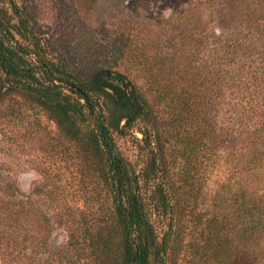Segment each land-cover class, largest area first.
<instances>
[{"label": "trees", "instance_id": "obj_1", "mask_svg": "<svg viewBox=\"0 0 264 264\" xmlns=\"http://www.w3.org/2000/svg\"><path fill=\"white\" fill-rule=\"evenodd\" d=\"M197 9L183 7L187 31L170 57L175 75L163 84L150 69L140 71L146 73L144 82L106 66L67 69L43 50L25 0H0V102L7 101L6 114L22 119L30 105L38 107L56 132L40 120L32 122L39 138L35 149L70 155L76 173L104 192L96 224L81 232L72 227L69 235V245L86 250L91 264H178L183 249L190 254L188 264H199V250L213 264H264V185L261 194H234L232 219L205 220L196 208L201 169L226 141L212 111L229 86L234 66L227 56L238 42L217 37L201 56L210 26L193 19ZM258 121L256 136L264 130V119ZM129 132L140 134L138 145L147 154L138 172L115 142ZM5 192L0 196V260L66 264L49 252L50 219L31 201L13 198L11 184ZM188 220L203 224L197 230L201 244L185 242Z\"/></svg>", "mask_w": 264, "mask_h": 264}, {"label": "rangeland", "instance_id": "obj_2", "mask_svg": "<svg viewBox=\"0 0 264 264\" xmlns=\"http://www.w3.org/2000/svg\"><path fill=\"white\" fill-rule=\"evenodd\" d=\"M25 5L43 50L67 69L106 66L129 71L138 82H144L150 69L163 84L175 75L170 57L187 31L183 7L198 8L193 19H202L201 25L210 26L208 43L200 47L201 56L208 54L217 37L225 41L228 36L238 42L229 48L227 56L234 66L231 78L227 76L229 86L212 111L223 124L226 141L201 169L197 211L205 220L232 219L234 194L263 192L264 130L258 136L254 131L258 120L264 119V0H25ZM167 9L171 13L165 15ZM144 56L148 61H143ZM240 79L242 83L233 87ZM6 102H0V196L7 195L5 187L11 184L13 198L31 201L50 219L49 252L66 264H91L86 250L69 245V235L72 227L81 232L100 219L103 190L93 189L89 178L76 173L70 155H45L35 149L39 138L31 129L32 122L40 120L51 133L56 132L55 124L43 111L30 105L25 117L14 119L4 110ZM164 112L168 113L167 106ZM136 137L140 134L129 132L116 136L115 142L138 172L147 154ZM165 163L174 177L167 156ZM187 222L185 242L201 244L197 230L203 224ZM155 224L162 232V224ZM196 256L200 257L199 264H213L202 258L200 250ZM189 257L188 250L183 249L178 264H188ZM0 264L4 263L0 260Z\"/></svg>", "mask_w": 264, "mask_h": 264}, {"label": "clouds", "instance_id": "obj_3", "mask_svg": "<svg viewBox=\"0 0 264 264\" xmlns=\"http://www.w3.org/2000/svg\"><path fill=\"white\" fill-rule=\"evenodd\" d=\"M171 13V9H167V10H165V15H168V14H170Z\"/></svg>", "mask_w": 264, "mask_h": 264}]
</instances>
